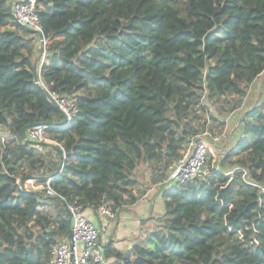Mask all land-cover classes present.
Masks as SVG:
<instances>
[{"label": "trees", "instance_id": "obj_1", "mask_svg": "<svg viewBox=\"0 0 264 264\" xmlns=\"http://www.w3.org/2000/svg\"><path fill=\"white\" fill-rule=\"evenodd\" d=\"M14 1L0 0V264H51L68 203L118 216L191 139L223 132L264 72V0H38L40 79L38 34ZM42 85L75 96L69 122ZM237 121L232 142L213 143L224 150L209 146L207 175L157 185L152 229L127 250L108 239L105 263L87 264H264V102ZM37 123L63 159L24 137ZM48 177L57 196L21 188Z\"/></svg>", "mask_w": 264, "mask_h": 264}, {"label": "built area", "instance_id": "obj_2", "mask_svg": "<svg viewBox=\"0 0 264 264\" xmlns=\"http://www.w3.org/2000/svg\"><path fill=\"white\" fill-rule=\"evenodd\" d=\"M38 0H15L11 6V13L14 20L25 26L26 28L38 34L39 46L42 48L40 63L36 68L37 78L40 79V67L44 62L45 57V38L41 32L39 17L36 10ZM43 86V85H42ZM48 98L56 104L61 111L65 122H69L76 113L77 104L75 96L60 95L55 92L48 91L43 86ZM46 125L37 123L32 125L27 136L28 140L34 142L54 143L50 141L45 135ZM211 140V143L209 142ZM220 140V135L203 133L201 136L191 139L186 150L182 155L173 161L170 165V172L168 176L158 183H166L173 181L183 182L193 178L202 177L208 174L206 167L207 152L209 146ZM55 145L60 146L57 143ZM62 159L64 158V150ZM62 167V164L60 165ZM52 177L46 179L45 187L37 185L34 178L26 179L32 183L28 188L25 181L22 182L21 188L24 190L45 189L49 196H57V193L49 186ZM62 198V197H61ZM63 199V198H62ZM107 217H114V214L102 206L99 210ZM67 212L70 214V233L66 238L58 240L51 246L50 249V263L51 264H87L92 261L95 263H105V256L102 244L100 243V231L95 224L85 216L80 204L73 201L67 204Z\"/></svg>", "mask_w": 264, "mask_h": 264}, {"label": "crops", "instance_id": "obj_3", "mask_svg": "<svg viewBox=\"0 0 264 264\" xmlns=\"http://www.w3.org/2000/svg\"><path fill=\"white\" fill-rule=\"evenodd\" d=\"M14 1V0H13ZM37 68V65H36ZM263 77L264 72L260 75ZM259 77V78H260ZM251 86L247 96L242 100L241 106L231 114L223 115L221 118L224 120L223 135H226V142L234 140L235 136L239 133L238 121L234 123L236 131L232 134L231 121L233 120L236 112H242L249 110L255 104L264 102V83L258 89H253ZM251 91L253 94H251ZM237 124V125H236ZM229 133V134H228ZM221 140V139H220ZM54 154V150L52 149ZM58 155L53 156V163H56ZM159 182H156L153 187L146 190L145 194L133 205L129 206V209L122 211L118 216L113 218L105 216L102 212L95 213L91 209L83 211L85 216L89 218L100 231V243H104L108 239L113 240V245L119 250H127L131 248L132 243L136 242L138 238L152 229L156 224L157 216L162 212V200L155 188ZM28 188L32 186V183L25 181ZM51 206V204L49 205ZM53 210V208L41 207V211ZM128 211V213H127ZM126 213V215L124 214Z\"/></svg>", "mask_w": 264, "mask_h": 264}, {"label": "rangeland", "instance_id": "obj_4", "mask_svg": "<svg viewBox=\"0 0 264 264\" xmlns=\"http://www.w3.org/2000/svg\"><path fill=\"white\" fill-rule=\"evenodd\" d=\"M263 83H264V81H263V77H260V78H258L257 80H256V82L253 84L254 86L252 87L253 89H258V88H260V86L262 85V87L261 88H263ZM251 94H253L252 93V91H251ZM215 106H211V111H213V113L214 114H216V110H215ZM233 127V128H232ZM214 128H216V127H214ZM219 128H221V126H219ZM232 128V132L234 133L236 130V127H235V125L234 124H231V126H230V128L229 129H231ZM217 135H220V139L222 140V143L224 144V142L226 141V135H223V133H220V134H217ZM220 141V140H219ZM46 145H44V146H41V148H42V150L44 151V152H46V154L48 155V157H52L53 156V152H52V148L50 147V145H48V144H51V143H45ZM217 144L218 143H216V144H213L212 145V147H213V150H214V147L215 146H217ZM220 146V149L221 150H224V146H222V145H219L218 144V147ZM206 166H207V164H206ZM142 167H143V165L141 164L139 167H138V173H140L141 172V175L140 176H142L144 179H146V180H150L149 178V176H150V174H148L147 176L145 175V173H144V171H142ZM149 169V168H148ZM127 213H128V211H127ZM125 215H126V213H124Z\"/></svg>", "mask_w": 264, "mask_h": 264}, {"label": "water", "instance_id": "obj_5", "mask_svg": "<svg viewBox=\"0 0 264 264\" xmlns=\"http://www.w3.org/2000/svg\"><path fill=\"white\" fill-rule=\"evenodd\" d=\"M36 67V66H35ZM65 118L63 117V122H65ZM23 135L26 139H28L27 133H26V128H23ZM209 142L211 143V140H209ZM70 214L67 212V221H68V234L70 233Z\"/></svg>", "mask_w": 264, "mask_h": 264}]
</instances>
